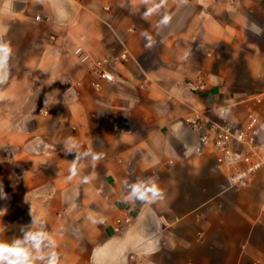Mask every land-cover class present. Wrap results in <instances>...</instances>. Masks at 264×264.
<instances>
[{"label":"crops","instance_id":"obj_1","mask_svg":"<svg viewBox=\"0 0 264 264\" xmlns=\"http://www.w3.org/2000/svg\"><path fill=\"white\" fill-rule=\"evenodd\" d=\"M254 25L264 30V0H0V40L12 48L0 84V241L14 239L9 214L24 207L58 264H264V166L232 185L185 120L203 111L241 127L253 111L264 158V100L250 98L264 92ZM219 45L225 63L244 66L242 86L215 67ZM101 58L110 80L94 72ZM56 126L73 129L64 144L81 155L46 151L58 138L42 130ZM75 191L83 207L102 201V221L79 242L69 227L79 217L61 215ZM126 213L132 221L115 229Z\"/></svg>","mask_w":264,"mask_h":264},{"label":"built area","instance_id":"obj_2","mask_svg":"<svg viewBox=\"0 0 264 264\" xmlns=\"http://www.w3.org/2000/svg\"><path fill=\"white\" fill-rule=\"evenodd\" d=\"M38 18V17H37ZM76 52L81 54V48ZM87 55L82 56V60ZM108 60L101 58L94 60L92 66L97 78L111 79V73L105 69ZM99 81H93L95 88H99ZM204 84L202 79L188 82L190 90L197 91ZM256 102L264 100V92L254 93L251 97ZM225 115L224 108H220V117ZM186 122L196 131L203 146L215 152L217 163L227 175L232 185L248 182L257 170L264 166V158L259 152L258 137L261 131V121L256 113L249 111L241 127H233L226 120L215 121L203 111H196L189 115ZM132 221V216L126 213L116 219L115 229H119Z\"/></svg>","mask_w":264,"mask_h":264},{"label":"rangeland","instance_id":"obj_3","mask_svg":"<svg viewBox=\"0 0 264 264\" xmlns=\"http://www.w3.org/2000/svg\"><path fill=\"white\" fill-rule=\"evenodd\" d=\"M255 16V15H254ZM257 16V15H256ZM220 47H218L217 52L219 54H221V57L219 58L220 62L215 64V67L218 68L221 67L222 71L226 73L227 72H234L235 74L238 75V78L235 80L236 84L238 86H242L244 84L243 81V74H244V66L242 64H229V63H225V59L228 55V48H226L223 45H219ZM218 60V61H219ZM147 66V65H146ZM246 82V81H245ZM58 110L55 113V115H58L60 117H65L66 115V111H65V107L63 105L58 106ZM49 119V114H45L42 118V122L44 124L49 123L48 122ZM101 124V123H99ZM73 129L71 127L67 128V126L61 127V126H56V127H44L42 130V136L46 139H48L50 142L52 139L51 137H56L58 138L57 141H52L51 143H49L48 145H44L46 148L47 152H53L55 154H61V158L66 160L68 158H72L78 155L77 152H75L74 148H68L65 146L64 144V140L66 139L67 136L70 135V132ZM93 136L94 137H99L102 136V125H100L98 128L94 129L93 131ZM69 149H71V152H69ZM98 149L97 145H90L87 147V154H90V152H97L96 150ZM3 151V146L0 144V154ZM85 154L87 157V159H89L88 157H90L89 155ZM47 162H44V165ZM54 164L51 165H47L45 168L47 170V174L51 175L53 170H54ZM90 182L92 183L97 181L96 177H89ZM82 179H79V182H81ZM93 194V193H92ZM14 197L16 196V193H14L12 191V193H10V197ZM87 196L91 199L92 195L91 193H87ZM69 199L73 202V206L67 211L65 208L61 209V215H72V216H76L79 217L78 219H80V222H76L78 219H76V221L74 222V224H69L70 230H74L75 235L76 236V242H79L80 240H82L83 237L86 238V235L83 233V231L88 230L89 228H91V230L93 229V227L97 224H99L102 221V201H95L92 202L91 204L87 207H83L82 203H81V197L80 194H78V192H70V197ZM31 214L24 208V207H14L12 208L9 217H10V229L12 232L16 233V235L14 236V238H16L18 236V233L26 228V226L28 225V220L27 218L30 216ZM85 219L84 224L81 223L82 219ZM65 246V245H64ZM79 246V245H78Z\"/></svg>","mask_w":264,"mask_h":264},{"label":"clouds","instance_id":"obj_4","mask_svg":"<svg viewBox=\"0 0 264 264\" xmlns=\"http://www.w3.org/2000/svg\"><path fill=\"white\" fill-rule=\"evenodd\" d=\"M253 31L256 35L264 33L255 25ZM11 57L10 44L0 40V84L8 79ZM21 232L10 243L0 241V264H58L55 241L42 222L33 217L32 223Z\"/></svg>","mask_w":264,"mask_h":264}]
</instances>
